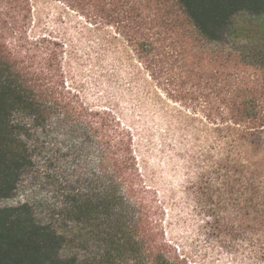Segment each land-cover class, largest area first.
Masks as SVG:
<instances>
[{
    "label": "trees",
    "instance_id": "trees-1",
    "mask_svg": "<svg viewBox=\"0 0 264 264\" xmlns=\"http://www.w3.org/2000/svg\"><path fill=\"white\" fill-rule=\"evenodd\" d=\"M171 1L72 5L104 77L166 110L164 147L190 175L199 236L228 264H264V49L247 61L221 46L233 17L264 15V0ZM34 8V0H0V200L39 163V139L55 129L70 174L50 212L65 229L38 220L28 202L0 205V264H199L167 236L135 126L69 84L67 45L40 28ZM84 231L95 238L91 251L90 240L78 245Z\"/></svg>",
    "mask_w": 264,
    "mask_h": 264
},
{
    "label": "rangeland",
    "instance_id": "rangeland-1",
    "mask_svg": "<svg viewBox=\"0 0 264 264\" xmlns=\"http://www.w3.org/2000/svg\"><path fill=\"white\" fill-rule=\"evenodd\" d=\"M72 2L73 0H34L33 12L37 18L34 17L36 23L37 20L40 22V28L53 32L67 45L64 60L69 84L79 90L90 104L112 107L125 121L135 126L137 146L147 178L155 185L159 199L163 201L166 209L163 225L168 238L199 264H228L199 236L185 194L190 175L178 153L169 151L167 146L164 147V142L167 145L164 138L169 124L166 110L163 111L162 106L153 102L142 90L104 77L99 64L92 56V43L86 44L87 38L83 30L85 20L77 13L79 7L73 6ZM171 2L173 3V0ZM36 23L33 21L30 29L34 30ZM235 28L242 30L238 37L228 33ZM263 30L264 15L238 13L225 31L221 46L239 49L243 52L242 57L248 61L249 56L256 54L257 50L264 49ZM39 141L43 150L39 163L22 173L12 196L0 200V205L28 202L38 220H51L62 230L65 229V223L60 220L61 216H52L50 210L52 204L59 200L55 189L65 186L64 180L70 174L68 151L65 149L67 142L55 129L46 130ZM57 210L59 211L60 207ZM81 225L83 226L82 223ZM82 233L88 236L83 234L82 240H77L78 245L85 248L82 247L84 240H90L87 246L91 251L95 238L87 231ZM72 246L76 247L75 243Z\"/></svg>",
    "mask_w": 264,
    "mask_h": 264
}]
</instances>
